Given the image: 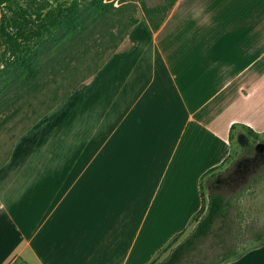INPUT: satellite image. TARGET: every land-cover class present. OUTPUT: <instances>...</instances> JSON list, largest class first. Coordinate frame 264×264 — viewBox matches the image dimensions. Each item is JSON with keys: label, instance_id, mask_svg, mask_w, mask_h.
<instances>
[{"label": "crops", "instance_id": "crops-1", "mask_svg": "<svg viewBox=\"0 0 264 264\" xmlns=\"http://www.w3.org/2000/svg\"><path fill=\"white\" fill-rule=\"evenodd\" d=\"M140 24L0 167V264H144L196 226L235 138L264 132V0ZM256 247L224 264H264Z\"/></svg>", "mask_w": 264, "mask_h": 264}, {"label": "rangeland", "instance_id": "rangeland-1", "mask_svg": "<svg viewBox=\"0 0 264 264\" xmlns=\"http://www.w3.org/2000/svg\"><path fill=\"white\" fill-rule=\"evenodd\" d=\"M74 1L9 0L0 5V24L4 11L13 14L14 10H26L33 17L39 13L53 15L60 6ZM77 1L84 30L72 37L60 33L59 41H48L39 54L37 77L26 84H12L0 93V167L11 160L17 140L57 106L69 99V106L76 109L77 87L82 79L92 76L110 54L127 47L141 21L146 20L150 26L161 23L177 0H108L111 5L104 12L98 11L92 0ZM3 51L0 37V68ZM244 133L248 141L241 144L235 138L228 162L204 181L207 200L211 193L218 192L228 201L226 215L179 264H224L264 245V151L259 155L247 147L248 142L264 141V132L256 136L245 129ZM11 169L0 172V179ZM2 216L0 209V223ZM194 227V223L187 224L173 240H184ZM171 250L162 248L144 264H160Z\"/></svg>", "mask_w": 264, "mask_h": 264}, {"label": "trees", "instance_id": "trees-1", "mask_svg": "<svg viewBox=\"0 0 264 264\" xmlns=\"http://www.w3.org/2000/svg\"><path fill=\"white\" fill-rule=\"evenodd\" d=\"M7 1L9 0H0V5ZM92 2L100 12L106 11L111 5L108 0ZM12 12L13 14L4 11L0 24V37L4 44L3 66L0 68V93L12 84H26L37 77L39 54L46 49L48 41H59L60 33L70 37L76 36L85 26L77 0L71 5L60 6L53 15L39 13L33 17L31 14L28 15L26 10ZM160 24L152 27L158 28ZM248 130L259 136L253 129ZM256 144L248 142V151L255 152ZM202 196V206L193 217V221L197 222L194 230L178 243V237L171 241L166 248L172 247V250L160 264H179L203 239L212 234L216 221L226 215L229 203L221 193H211L207 201L202 189ZM155 261L156 259L153 262Z\"/></svg>", "mask_w": 264, "mask_h": 264}, {"label": "water", "instance_id": "water-1", "mask_svg": "<svg viewBox=\"0 0 264 264\" xmlns=\"http://www.w3.org/2000/svg\"><path fill=\"white\" fill-rule=\"evenodd\" d=\"M239 141L241 144H245L248 141L247 135L245 133H242L239 137ZM256 149L258 152H263L264 151V141L257 142Z\"/></svg>", "mask_w": 264, "mask_h": 264}, {"label": "flooded vegetation", "instance_id": "flooded-vegetation-1", "mask_svg": "<svg viewBox=\"0 0 264 264\" xmlns=\"http://www.w3.org/2000/svg\"><path fill=\"white\" fill-rule=\"evenodd\" d=\"M259 153H261V155H262V152H259ZM249 160V158H246V161H248ZM240 166H241V164H240Z\"/></svg>", "mask_w": 264, "mask_h": 264}, {"label": "built area", "instance_id": "built-area-1", "mask_svg": "<svg viewBox=\"0 0 264 264\" xmlns=\"http://www.w3.org/2000/svg\"><path fill=\"white\" fill-rule=\"evenodd\" d=\"M13 264H17V263H13Z\"/></svg>", "mask_w": 264, "mask_h": 264}]
</instances>
